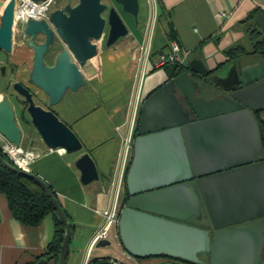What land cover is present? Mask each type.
<instances>
[{
  "label": "water",
  "instance_id": "95a60500",
  "mask_svg": "<svg viewBox=\"0 0 264 264\" xmlns=\"http://www.w3.org/2000/svg\"><path fill=\"white\" fill-rule=\"evenodd\" d=\"M114 2L136 23L138 0ZM55 3L47 21L29 18L24 25L33 50L29 80L35 90L19 81L12 82L11 89L24 102L29 122L44 145L73 154L82 150L80 139L51 109L35 103L36 90L48 98L49 107L56 105L67 90L75 91L85 84L80 67L85 69L86 62L97 54L100 41L104 38V44L111 45L128 34L129 27L115 6L104 0ZM13 10L14 0H7L0 13V49L5 51L12 48ZM254 20L264 31V13L257 12ZM39 36L42 40L37 41ZM54 36L62 47L54 54L53 63L46 64L44 53ZM183 65L182 73L159 86L142 103L125 175L126 199L116 222L122 248L141 259L161 256L194 264H260L264 220L254 219L264 216V181L258 190L262 202L250 203L248 200L256 198L249 195L243 211L236 203L240 198L232 195L235 186L230 182L252 171L264 176L262 143L254 116L264 109V58L242 65L239 76L220 86L223 93L210 98L200 95V84L194 79L208 75L210 68L196 57ZM223 129H227V140L222 138ZM0 135L17 147L22 144L14 108L2 94ZM246 139L247 145H242ZM240 152L246 155L240 158ZM0 165L34 179L50 199L64 228L56 264H65L72 226L49 184L1 155ZM74 166L82 184L98 180L88 152L81 153ZM247 187L250 194L255 193L251 184ZM220 192H231L226 209L217 205ZM201 199L207 215L203 214ZM252 207L257 209L250 210ZM107 245L108 239L95 243V247ZM34 264H48V259L40 257ZM93 264L112 263L103 258Z\"/></svg>",
  "mask_w": 264,
  "mask_h": 264
},
{
  "label": "crops",
  "instance_id": "0c3cea01",
  "mask_svg": "<svg viewBox=\"0 0 264 264\" xmlns=\"http://www.w3.org/2000/svg\"><path fill=\"white\" fill-rule=\"evenodd\" d=\"M6 1L0 0V13ZM155 2L148 7L149 15H139L138 32L129 30L128 34L118 38L113 44L99 46L97 54L86 62L85 69L80 67L85 84L74 92L67 90L60 101L52 106L54 113L80 139L81 152L67 154L63 149H48L30 123H21L16 119L22 133L21 146H26L27 150L35 153L26 171L38 175L51 186L71 222L68 255H71L70 261L76 264H87L91 258L95 248L92 238L104 224L102 212L113 209L117 212L127 194L124 178L132 157V143L138 126L137 116L141 114V106L147 96L171 79L165 65L155 63L160 52L175 41L182 52H187L188 59L199 58L212 69L224 61L225 49L229 46L240 44L247 50L251 48L250 29H257L264 34L254 20L257 12L264 13V0ZM250 13L253 16L247 18ZM241 23L246 26L249 47L244 42H232L238 36L235 31ZM210 50L215 52L214 56L210 54ZM32 55L31 45L21 43L15 35L10 51L0 49V64L7 65V74L11 73V65L16 68L13 75H0V94H4L6 86L14 78L25 83L29 81L30 84ZM261 56L259 53L241 54L224 61L211 74L196 76L197 78L193 76L200 84V95L210 98L222 94L221 85L226 86L229 78L239 76L242 65L255 63ZM30 87L35 90L31 84ZM259 117L264 119V109L260 110ZM222 133V138L227 140V129H223ZM242 145H247V139ZM83 152L90 154L98 173V180L86 185L80 182L79 171L74 166L76 158ZM238 154L240 158L246 155L245 152ZM263 181V172L252 171L240 174L230 182L235 186V193L232 195L240 198L236 200L240 204L239 210H246L249 195L256 198L248 200L250 203L262 202L258 199V190ZM248 184H251L255 193L250 194ZM230 193H218L221 200L217 201V205L220 209L230 205ZM200 201L203 214L207 215L204 202L202 199ZM256 209L257 207H252L250 210ZM263 220L264 216L254 219L257 222ZM53 238L54 225L50 214L35 226L22 224L12 217L5 196L0 194V264H34L40 257H47L44 253ZM116 245L121 248L117 242ZM263 249L262 246L259 254L261 259ZM99 254L101 256L95 258L122 259L127 264H187L161 256L133 259L129 258L124 249L119 258ZM203 259L206 260V257ZM260 264L264 262L261 261Z\"/></svg>",
  "mask_w": 264,
  "mask_h": 264
},
{
  "label": "trees",
  "instance_id": "16d2710c",
  "mask_svg": "<svg viewBox=\"0 0 264 264\" xmlns=\"http://www.w3.org/2000/svg\"><path fill=\"white\" fill-rule=\"evenodd\" d=\"M251 16H253L252 13H250L247 18H251ZM249 32L251 48L247 50L243 47V45L240 44L229 46L225 49L226 58L224 59V61L246 53H259L260 55L264 56V34H261L259 31H257V29H250ZM224 61L219 62L216 67L210 69L209 74L213 73V71L216 70L219 66H221ZM164 68L167 70V73L170 75V78H172L182 73V71L185 70L186 67L184 65H165ZM259 112L260 110L255 112V117L258 124L262 143L261 156L264 159V119L259 117ZM139 116L140 113L136 119V126L139 121ZM0 155L6 161L12 164L8 157L2 154L1 151ZM49 188L57 199V196L52 190L51 186H49ZM0 194L5 196L7 206L12 217L21 222L22 224L35 226L39 224L46 215L50 214L52 216L54 225V238L52 243L49 245L47 252L44 253V255L46 254L48 258L53 259V261L57 263L60 252L59 250L63 240L64 228L61 220L57 216L52 206L50 199L46 196L40 186L35 182L34 179L16 174L0 165ZM125 199L126 194L125 197H123V203L120 204V207L116 212L117 217L119 216V211L122 208ZM99 259L100 258L95 257L89 258L87 264H93ZM106 259L110 260V257H107ZM112 260L118 261L119 264H127L117 259ZM183 262L187 264H194L187 261Z\"/></svg>",
  "mask_w": 264,
  "mask_h": 264
},
{
  "label": "built area",
  "instance_id": "2783aa9c",
  "mask_svg": "<svg viewBox=\"0 0 264 264\" xmlns=\"http://www.w3.org/2000/svg\"><path fill=\"white\" fill-rule=\"evenodd\" d=\"M55 0H14L13 18L17 23V29L23 34L24 25L29 18L48 20L50 10L53 8ZM29 7L30 12L25 9ZM187 52H182L180 45L172 41L166 45L165 49L160 52L157 65H183L188 59ZM0 151L8 157L11 163L20 169H26L29 161L34 157L35 153L30 150H22V146H15L8 142L2 135H0ZM128 146H130L128 144ZM104 216V224L101 229L97 230L92 238V244H95L100 239H108L109 235L113 238H119L117 230L112 234V230L116 227L117 214L115 210L102 212ZM116 229V228H115ZM109 240V239H108ZM118 239V245H120ZM122 248V247H121ZM126 252V251H125ZM127 253V252H126ZM128 254V253H127ZM129 258H133L129 255ZM112 264H119L118 261L111 260Z\"/></svg>",
  "mask_w": 264,
  "mask_h": 264
},
{
  "label": "flooded vegetation",
  "instance_id": "af4514ba",
  "mask_svg": "<svg viewBox=\"0 0 264 264\" xmlns=\"http://www.w3.org/2000/svg\"><path fill=\"white\" fill-rule=\"evenodd\" d=\"M107 4L110 6V5H114L115 6V8L117 9V11L119 12V14L122 16V14L121 13H124L122 10H121V8H120V5L118 4V3H116V2H114V0H109L108 2H107ZM56 5V3H54V6ZM53 6V7H54ZM123 18V17H122ZM133 18V17H132ZM123 20H124V18H123ZM125 21V20H124ZM49 23V22H48ZM126 23V22H125ZM132 23L133 24H137L138 23V20L136 21V23L134 22V19H132ZM50 24V23H49ZM106 29L107 28H105V31H106ZM14 35H15V38H18V39H20L21 40V43H25V45H31L30 44V42H29V39H28V36L25 34V35H23L18 29H17V23H16V21H15V19L13 18V23H12V33H11V40L13 41L14 40ZM43 37V36H42ZM42 37L40 36V40H42ZM39 38V37H38ZM55 39H56V42H55ZM54 41H53V43L51 44V46L48 48V50L44 53V62L46 63V64H51V63H53V61H54V58H55V56H54V54L55 53H57V51L58 50H60V48L62 47V44L61 43H57V42H59L58 41V38L56 37V36H54V39H53ZM103 43H104V38H103ZM54 46H58L57 47V49H56V51L55 52H52V50H53V47ZM12 49V48H11ZM47 57H49V62H47ZM7 63V62H6ZM6 68H7V65L5 64V63H1L0 64V75L1 76H10V75H13L14 74V71H15V66H13V65H11L10 67H9V69H11V73L10 74H7V71H8V69L6 70ZM203 77V76H202ZM14 81H19V82H21L24 86H26L27 88H29L31 91H32V89H31V87H30V84H29V81L27 82V83H25V82H22L21 80H19V79H17V78H14ZM13 81V82H14ZM11 83L12 82H10V84L8 85V86H6L7 88H5V90H4V94H2V95H4V96H6L7 98H8V100L10 101V103L12 104V106H13V108H14V114H15V119H19L20 121H21V123H23V122H27V123H30L29 122V118H28V115L26 114V112L24 111L25 110V105H24V102L21 100V98H19L13 91H12V89H11ZM38 99H40L41 101H43L44 103L43 104H41L40 106L41 107H43V108H46V109H51L52 111H53V109H52V107H49L48 106V98L47 97H44V96H42V97H40V98H38ZM37 104V103H36ZM39 105V104H38ZM54 112V111H53ZM188 222H190L191 223V220L190 221H188ZM264 247V246H263ZM263 258L261 259V261L262 262H264V249H263ZM45 258H47L48 259V264H51V263H53L54 264V261H53V259H50V258H48V257H45ZM50 261V262H49Z\"/></svg>",
  "mask_w": 264,
  "mask_h": 264
},
{
  "label": "rangeland",
  "instance_id": "374dc122",
  "mask_svg": "<svg viewBox=\"0 0 264 264\" xmlns=\"http://www.w3.org/2000/svg\"><path fill=\"white\" fill-rule=\"evenodd\" d=\"M104 1L108 2L109 0H104ZM138 1H139V12H138V15H137V20L139 19L138 18L139 15H140V17H142L144 14L149 15L150 14V11H149V8H148L149 5H152V4L156 3L155 0H138ZM121 14H122V17L124 18L125 22L128 24L129 30L138 32L137 24H132V19H133L132 16L130 14L126 13V12L121 13ZM152 18H154L153 11H152ZM235 32L238 34V36L232 42H244V43H247L248 44L247 47H249V41H247L248 40V34H247V31H246L245 24L241 23L240 26L237 27V31H235ZM122 37H124V36H122ZM39 38H40V36H39ZM103 45H104V43H103V39H102L100 41V45L99 46H103ZM57 47L58 46H54L52 52H55ZM210 54H212L214 56L215 52L213 50H210ZM49 60H50L49 57H47V62H49ZM209 63H210V61H209ZM68 91L74 92L72 90H68ZM36 92H37V95H36L37 97H36V99H34L35 103L41 105L44 102L41 101L38 98H40L42 96H44V97H46V96L42 92H39L37 90H36ZM27 149H28V147L22 145V150L26 151ZM115 228H117V227H115ZM115 228H113L112 234L116 232ZM108 239L110 241V245H107L105 247H95L94 250L91 253V258L95 257V256H101L99 253H103L102 255L116 256L117 258H119V256H121L120 252H121L122 249L119 248L116 245V242H118V239L116 237L113 238L112 235H109ZM70 256L71 255L67 256L65 264H76V262L73 263V262L70 261L71 260ZM120 261H122V259Z\"/></svg>",
  "mask_w": 264,
  "mask_h": 264
},
{
  "label": "bare ground",
  "instance_id": "6f19581e",
  "mask_svg": "<svg viewBox=\"0 0 264 264\" xmlns=\"http://www.w3.org/2000/svg\"><path fill=\"white\" fill-rule=\"evenodd\" d=\"M25 10H26V11H28V12H30V9H29V7H27Z\"/></svg>",
  "mask_w": 264,
  "mask_h": 264
}]
</instances>
